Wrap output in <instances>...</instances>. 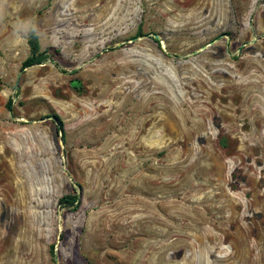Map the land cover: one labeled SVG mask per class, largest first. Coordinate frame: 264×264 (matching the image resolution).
I'll use <instances>...</instances> for the list:
<instances>
[{
	"label": "rangeland",
	"instance_id": "374dc122",
	"mask_svg": "<svg viewBox=\"0 0 264 264\" xmlns=\"http://www.w3.org/2000/svg\"><path fill=\"white\" fill-rule=\"evenodd\" d=\"M0 264H264V0H0Z\"/></svg>",
	"mask_w": 264,
	"mask_h": 264
},
{
	"label": "trees",
	"instance_id": "16d2710c",
	"mask_svg": "<svg viewBox=\"0 0 264 264\" xmlns=\"http://www.w3.org/2000/svg\"><path fill=\"white\" fill-rule=\"evenodd\" d=\"M27 45H28V56L24 59V61L21 63V70H24L31 66L36 65H42L44 64L51 56L48 54L47 50H41V47L39 45V40L36 32L33 28H29L27 32ZM10 104H7V107H9ZM56 119V127L57 131L60 130L63 132V125L62 122L57 118V116H54ZM64 135L62 133L61 138L63 139ZM77 198L75 195H64L58 200V204L71 208L73 211H75L78 207L76 205ZM50 255H53L52 249L50 250Z\"/></svg>",
	"mask_w": 264,
	"mask_h": 264
},
{
	"label": "water",
	"instance_id": "95a60500",
	"mask_svg": "<svg viewBox=\"0 0 264 264\" xmlns=\"http://www.w3.org/2000/svg\"><path fill=\"white\" fill-rule=\"evenodd\" d=\"M153 38H154V40H156V41L159 39L158 36H154ZM135 39H136V38H135ZM22 72H23V70H21V71L19 72V75H20ZM18 81H19V76L17 77V80H16V82H15V88L17 87ZM58 135H59V136L62 135V132H61L60 130H58Z\"/></svg>",
	"mask_w": 264,
	"mask_h": 264
}]
</instances>
